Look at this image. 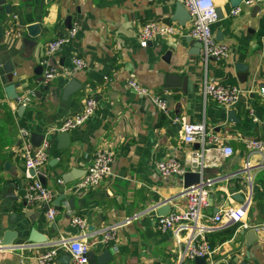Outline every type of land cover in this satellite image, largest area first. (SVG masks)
Wrapping results in <instances>:
<instances>
[{"label":"crops","instance_id":"obj_1","mask_svg":"<svg viewBox=\"0 0 264 264\" xmlns=\"http://www.w3.org/2000/svg\"><path fill=\"white\" fill-rule=\"evenodd\" d=\"M174 1L5 0L8 12L0 4V235L6 228L15 230V245L25 243L30 226L45 235L42 245L0 247V264H37L35 257L51 246H57L53 264H70L69 259L67 263L59 260L68 253L58 243L76 237L87 241L94 253L107 248L110 258L104 264H138L147 259L195 264L190 258L177 261L184 232L155 228L156 205L166 200L168 211L184 206L179 196L181 176L162 175L155 163L167 156L183 161L188 150H203L201 179L210 185L201 220L210 227L205 236L216 264H264V152L252 154L247 178L242 171L245 149L241 142L242 137H259L264 142V96L258 92V87L264 86V47L260 41L264 0L240 2L236 14H230L228 0H213L220 13L211 28L214 35L219 32L218 40L229 49L227 57L219 60L202 58L201 46L197 53L190 51L198 40L187 33L190 18L184 24L170 19ZM66 15L76 32L48 56L47 61L56 65L59 73L41 83L40 58L45 44L66 33ZM148 19L170 22L176 32L154 35L140 45V25ZM31 22L37 23L38 32L31 37L35 41L31 49L24 53L19 32ZM4 54L13 64L16 92L30 93L21 110L3 91ZM72 55L82 57L86 65L71 71ZM70 77L78 80L79 87L63 99L61 89ZM128 78L163 96L166 112L149 96L136 93L127 84ZM203 78L235 85L241 93L230 105L203 100ZM87 95L96 101L94 112L67 130V147L57 148V132L49 128L80 111ZM229 108L234 109L237 121L227 120ZM249 109L255 119L248 115ZM173 115H177L176 121L171 120ZM198 120H203L216 141L202 145L199 140L181 139L180 123ZM21 126L43 133L49 142L47 159L38 171L45 176L44 185L53 191V198L64 193L58 205H53L57 212L50 221L45 218L43 202H24L27 184L37 178L27 175L23 167ZM223 144L231 146L229 155L217 148ZM100 147L112 148L114 159L109 174L99 184L66 189L67 184L56 182L65 171L82 175ZM5 160L9 161L8 169H3ZM237 188L244 196L251 190V199L230 232L234 223L220 220L214 224L208 216L223 205L242 204L231 197ZM73 214L85 219L83 232L70 224ZM113 225V237L103 239V232ZM242 227L253 233H239Z\"/></svg>","mask_w":264,"mask_h":264},{"label":"built area","instance_id":"obj_2","mask_svg":"<svg viewBox=\"0 0 264 264\" xmlns=\"http://www.w3.org/2000/svg\"><path fill=\"white\" fill-rule=\"evenodd\" d=\"M154 1V0H146ZM187 9L190 16V25L187 33L190 37L201 42L200 55L202 58H213L219 60L227 57L229 49L227 45L215 38L211 23L216 19V12L214 10L213 0H178ZM263 0H241L244 4L260 3ZM240 6L236 5L230 8V14H236L239 12ZM76 27L71 26L67 29L65 34H61L49 39L44 47L43 54L40 58L42 65L40 82L48 83L58 73V67L47 61L48 56L51 55L58 47L63 43L69 41L75 34ZM176 29L173 24L167 21L159 19H148L143 21L139 30V44L145 45L146 42L154 35H166L173 34ZM261 44L264 47V33L261 36ZM71 71L81 69L86 65L85 60L78 56L72 55L70 57ZM127 84L138 94L149 96L150 100L163 112L167 110V103L163 96L159 93H155L147 87L141 85L133 78L127 79ZM258 92L261 96H264V86L258 87ZM241 89L235 85H225L214 81L213 79L203 78L201 83V95L202 99H212L217 103L225 105L232 104L237 100ZM30 93L25 92L17 95L16 104H27ZM96 105L95 99L87 95L83 100V107L80 111L66 115L62 121L49 128L55 132L69 130L80 125L85 118L94 112ZM248 115L255 119L253 110L249 109ZM172 121L177 120V115L171 117ZM180 137L184 142H192L199 140L202 145L204 143H210L216 141L217 137L205 127L203 120L198 121H182L179 128ZM20 137V149L23 160V167L25 173L29 175V169H33L38 172L39 168L45 163L48 156L49 142L46 138H42L37 146H34L29 141V130L26 127H19ZM241 142L244 145L245 154L242 161V171L246 173L247 178L250 177L252 160L251 156L254 153L264 152V142L259 137H242ZM221 153L226 156L232 152V148L228 144L219 145L217 147ZM202 149V148H201ZM203 150H188L183 157V161L178 160L174 156H167L155 163V167L162 175L176 174L182 176L186 170H194L196 166L197 171L201 172L202 163L201 156ZM114 159V150L110 147H100L95 149L92 157L83 172L78 178L64 183L66 189L70 188H87L97 185L101 180L109 174L111 170V164ZM31 176V175H29ZM57 183H63L61 178H56ZM244 187V183L241 182ZM210 182L204 179L202 182L196 185L183 188L179 192V196L184 199V206L178 207L174 210L168 211L164 214H157L155 217V228L157 230H166L173 228L175 232H184V243L181 250L178 252L177 261H181L185 258L193 259L196 256L203 257L206 264H216L217 260L213 258L212 249L209 246L205 232L209 230L207 224H205L201 217L203 216V207L207 205V187ZM250 185V184H249ZM53 198V191L43 185L38 179L30 181L24 192V202L32 204L36 201H40L47 204L45 209V218L50 221L53 219L54 214L57 212L56 208L50 204ZM251 195H247V203L238 206L223 205L212 215L208 216L209 220L214 224L220 220H231L233 223L238 222L243 217V212L246 209ZM72 226H76L81 232L85 228V219L79 215H72L69 220ZM240 226V224H239ZM243 226H246L243 223ZM115 226H109L106 231L103 232V239L113 237ZM56 247L51 246L44 251L40 252L36 257L37 264H53L56 256ZM58 247L66 250L69 256L70 264H87L86 251L90 249L89 243L83 239L72 238L68 240H61L58 243ZM138 264H172L164 261L144 260Z\"/></svg>","mask_w":264,"mask_h":264},{"label":"water","instance_id":"obj_3","mask_svg":"<svg viewBox=\"0 0 264 264\" xmlns=\"http://www.w3.org/2000/svg\"><path fill=\"white\" fill-rule=\"evenodd\" d=\"M241 0H228L229 6L232 8L240 3ZM0 4L4 5L5 10L8 12L9 11V5L5 3V0H0ZM214 10L216 12V17L219 16L220 9L219 7L214 6ZM169 17L172 20H176L180 24H184L189 18V13L185 6L179 2L178 0H175L172 6V9L169 13ZM63 26L65 28H69L71 26L70 22V16L66 15L64 20H63ZM1 31V27H0ZM38 32V25L36 22H31L26 24L23 29L20 30V40L23 44V51L24 53H27L30 49L31 46L34 44V39L31 37H34L35 34ZM61 34V33H60ZM215 38L219 39V32L215 31ZM201 46V42L197 41L196 46L191 48L190 51L193 53H197ZM197 47V48H196ZM238 66V65H237ZM1 69L3 72V91L5 93V96L12 101L16 100V97L18 93L15 90V86L18 84V81L12 80V74H13V64L12 61L9 57V55L4 54L3 55V62L1 64ZM172 77V75H170ZM167 77V76H166ZM169 77V76H168ZM79 87V82L76 78L70 77L66 81V83L62 86L61 89V97L63 99H66L70 93H72L74 90H76ZM24 105L18 104L17 105V110L23 109ZM226 118L227 120L231 121H237L238 119L235 118V111L233 108H229L226 110ZM44 137V134L41 132H35V131H30L29 132V141L34 145L37 146L42 138ZM56 147L57 148H65L69 144V136H68V131L63 130L59 131L56 133ZM9 167V161L5 160L3 162V169H8ZM29 175H35V177L44 185L45 182V176L40 173L39 171H35L33 169H29L28 171ZM80 174L76 175L73 174V171H65L60 175L61 180L63 183H68L70 181H73L74 179L78 178ZM203 179H201V173L197 170H186L182 176H181V184L183 188H187L192 185L199 184L202 182ZM249 195H251V190L249 191ZM64 197V193L60 192L58 193L51 201V205H58L59 199ZM231 197L235 201H243L244 204L247 203V196L243 194L241 189H235L231 193ZM71 198H67V204L69 207H71ZM44 208L47 207V204L44 203ZM156 213L157 214H164L168 212L169 210V204L167 203L166 200H163L161 203L156 205L155 207ZM216 210V209H215ZM228 223H233L231 220L227 221ZM239 233H244L246 235H251L253 233L252 229H244L243 227L238 229ZM17 235V232L12 229H4L0 235V247L4 248H11V247H18V246H38L42 245L45 242V235L37 231L33 226H30L27 235L25 236V243L15 245L12 243L13 238H15ZM110 258V253L107 250V248H103L100 252L94 253L92 249H88L86 251V261L87 264H104L108 259ZM69 259V256L66 255H61L60 256V261L67 263ZM195 264H204L205 259L203 257L196 256L193 258Z\"/></svg>","mask_w":264,"mask_h":264},{"label":"trees","instance_id":"obj_4","mask_svg":"<svg viewBox=\"0 0 264 264\" xmlns=\"http://www.w3.org/2000/svg\"><path fill=\"white\" fill-rule=\"evenodd\" d=\"M236 225H237V222H234L233 226H232V227H230L229 231L231 232V231H232V229H233V228H234Z\"/></svg>","mask_w":264,"mask_h":264}]
</instances>
